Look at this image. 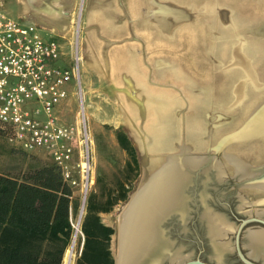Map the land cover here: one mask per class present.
Returning a JSON list of instances; mask_svg holds the SVG:
<instances>
[{
  "label": "rangeland",
  "instance_id": "rangeland-1",
  "mask_svg": "<svg viewBox=\"0 0 264 264\" xmlns=\"http://www.w3.org/2000/svg\"><path fill=\"white\" fill-rule=\"evenodd\" d=\"M3 1L10 16L20 19L22 16V8L18 5V1L20 2V0ZM167 1L169 0H159L163 4ZM87 3L88 0H70V5L66 9L70 20V34L68 37L55 36L63 45L64 54L61 58V65L73 71L72 80L67 87L69 92L68 97L59 105L56 115L58 116V120L66 125H80L81 119H84L91 141L92 182L86 198L83 197L80 188H74V199L79 204V209L72 213V223L75 231L73 240L77 231H79L75 246L74 264L82 247L80 225L84 215L82 210L84 208L85 211V204L89 194L92 192L100 193L104 188L115 187L118 180L128 182L134 175L131 173L129 177V174L125 172L128 157L116 140L115 130L118 128L122 129L131 139L136 148L140 166L139 174L132 182L133 187L128 199L119 203L113 211L101 215L103 222L112 226L115 230L111 243L113 255H115V244L113 242L115 243V236L117 234L116 222L118 214L128 202L133 192L139 187L147 165L150 173L154 172L158 165H153V163L163 156L161 152H151L153 151L152 148H150V152L149 149L145 150L143 148L144 143L147 145L154 143V141L151 132V125L153 124L151 113L148 111V106H146L143 96L137 92L136 84L134 86V83L140 80L139 76L136 73V77L131 78V81L134 82L132 83L133 87L130 86L128 78L127 81V79L114 75L115 65L110 62V58L115 52L117 54L112 57V62L117 55L121 58L125 56L118 53V50H122L124 47L132 48L136 58L142 59H140L141 64L149 72L147 78L149 86H154L152 82L157 81L160 83L171 80L168 79L169 77H163L160 80V78L154 76L156 72L154 69L155 65L154 62H151L150 58L160 62L163 65V70L169 67L174 69L179 67L186 70L190 77L193 78L194 88L189 91V94L184 89H161L165 90L166 93L169 92L168 94H176L175 96L181 100V119L192 115L190 105L192 104L193 95L194 98L207 95L213 105L222 107V109L217 110L214 107L207 114V118L213 128H218L217 131L220 134L217 137L219 136V140L223 144L221 148L216 150L218 142L213 141L208 145V152H191L193 157H204L207 160L209 159L210 162L215 161L218 163L224 172L222 180L219 181L216 169L214 170L210 165H205V167L211 168L210 174L205 176L202 174V170L197 175L195 174L194 177L197 179V182L192 185L190 192L192 193L197 188L199 190L202 189L201 183L206 182V179H208L206 182L208 206L213 212L222 217L223 220H229L233 224L231 225L232 228L226 230L224 236L222 235L221 238V243H226L228 246V252L225 251L223 253V257L220 258L221 261H218L220 259L215 260L213 258L212 249L204 238L206 237V229L197 220V215L203 211L199 209V213L196 207L200 196L195 197L192 194V197H190L191 205L189 208L192 209L190 214L191 219L187 220L185 230L183 227L178 228L174 224L167 225L165 228L172 234V238L176 239L179 236L178 233L180 236L184 235L185 240L178 238V246L183 250L182 254L187 258L195 259L197 256H200L208 264H243L234 249V238L236 229L240 224L239 220L247 217H257L264 220V137L261 134L256 136H244L242 134V131L249 128L251 125L248 124L254 120L253 116H251L253 110L264 103V37H257L250 33L249 29H242L241 23L233 21L235 10H232V14L231 9L228 7L231 11V23L241 28H239V34H241L243 41H245L243 43V53L247 63L249 62L247 65L253 76V79H251L247 77L241 68L235 67L233 61L221 58L224 48L223 41L229 37L230 32L229 30H224L226 28L221 27L222 29L213 31L214 35L218 34V39L223 44L219 46V54L213 52L205 58L201 56L202 54L198 50H195L194 53L192 52L191 56L186 54L190 46L189 35L194 32L198 34L199 24L204 19L203 13L192 12V10L184 5L192 14L191 18L179 23L170 32H167L162 30L152 19L151 11L153 7L150 3V10L142 14L141 19L144 25H147L146 27H151V30H139L135 28L138 24L135 15L121 13L118 15L121 18V25L123 26L120 29V33L113 37L107 36L108 32L105 30L106 28H103L104 24L100 25L91 21L92 14L94 13L89 12ZM248 8L250 9V6ZM109 24L112 26V22ZM245 24L249 25L251 22L248 21ZM42 27L44 28V26ZM41 28L40 32L44 38L52 37L48 31ZM224 31H227V33ZM54 33L58 34L57 32H53L52 34ZM255 41L257 43L259 41V43L257 44ZM253 42H255V45L252 44L253 46H251ZM248 47H254L256 52L250 54L247 51ZM155 50L156 52L153 53ZM128 54H131L130 51H128ZM150 54L154 55L151 56ZM78 58H80L79 61ZM136 62L138 64V61ZM236 73H239V76H236V81L243 86L242 95L238 98L232 90H230V93L220 94V91L216 89L217 85L220 84L219 81L223 77L228 76V74L236 75ZM122 96L128 97L130 103L134 102L143 105L142 114L135 116L129 110L126 113L122 108L118 109L115 104L118 103V100ZM97 110L105 112L114 122H104L98 119L95 115V111ZM37 152V149L22 150L17 148L7 141L4 134H0V173L23 172L32 166L51 162V160L35 156L34 154ZM156 154L157 156L154 158ZM239 166L243 167L248 173L246 175L240 174L238 171ZM261 168L263 170L259 172L258 170ZM97 179H100V183L98 184ZM249 179L251 180L249 181ZM191 193L189 194L191 195ZM195 198L196 200L194 201ZM192 221H194L193 223L196 226L198 225L197 227L195 226V231L192 229ZM261 230H264V225L256 222L250 223L243 231L241 247L243 253L249 259L262 264L264 263L262 257L252 254L248 239L249 232ZM192 239L195 243H191Z\"/></svg>",
  "mask_w": 264,
  "mask_h": 264
},
{
  "label": "bare ground",
  "instance_id": "bare-ground-1",
  "mask_svg": "<svg viewBox=\"0 0 264 264\" xmlns=\"http://www.w3.org/2000/svg\"><path fill=\"white\" fill-rule=\"evenodd\" d=\"M20 1L23 3V6H25L26 10L31 12L38 23L49 28L53 32H57L58 35L60 34L63 37L69 36L70 20L67 16L68 13L66 9L70 5V0ZM150 3L153 7L151 11L152 19L162 30L167 32H170L176 25L190 19L192 16L184 7L183 3L182 5L173 1H167L163 4L159 2V0H150ZM228 6H224V4L219 5L213 0L206 1L205 7H207V10L203 11L204 19H202L199 24L198 34L195 32L190 33V46L187 49V53H185L190 55L192 52L194 53L195 50H198L200 54H202L201 56L205 58L213 52L219 54V46L224 44L222 57H220L233 61L235 67L241 68L248 78L253 79L247 65L249 62L247 63L243 53V43H245V41H243V37L239 34L240 27H236L231 23V11L228 9ZM242 20L243 19L239 21L236 20V22L241 24L245 23V21L248 22L247 16L244 18V21ZM252 23L253 22L249 24L250 26H246L252 28V25H254ZM220 24L223 26H219ZM221 27L226 28L224 30L230 31L229 37H224L226 40L223 41V44L219 41L218 34H213V31ZM241 28L248 30V28L243 26H241ZM249 30L251 31L250 33L257 37H264V26ZM224 32L227 33V31ZM252 44L255 45L254 42L251 43V46H253ZM127 51H130L129 48H127ZM247 51L250 54L256 52L254 47H248ZM154 52H156V50L153 51V53ZM131 53L130 56H123L121 58L117 55L114 58L113 63L117 67V77L127 78V76H133L136 73L139 76L140 80L136 83V90L146 101V106H148V111L151 113L153 123L151 125V132L154 137H152L154 141V148H152V150L157 152L161 151L163 156L153 163V165H158L154 172L150 173L147 165L139 187L133 192L130 199L117 216V234L115 236V243L113 242V244H115L114 256L116 264H136V260L141 256L142 259L145 260L151 256L161 257V254H163L161 250H166L169 245V242L161 236V227L164 225L163 222L175 208H186L188 204L187 201H189L190 196H185L183 194V189H187L188 191L192 190L193 182L190 181L194 180L197 171L200 172L202 170V174L208 176L211 168H214L217 171L219 181L222 180L224 174L222 167L215 161H211V168H207V166L205 167L206 158H196L191 154V152H208V145L213 141L218 142L216 150H219L223 145L219 140V136L217 137V135L220 134L219 131H217L218 128H213L207 118V114L213 110L212 108L215 107L217 110L222 109V107L220 108V106L213 105L207 95L196 98H194L193 95L192 104L190 105L192 115L181 119V100L175 96L176 94L171 95L168 94V91V93H166L165 90L161 89H184L189 94V91L194 88L193 78L190 77L186 70L180 69L179 67L177 69L169 67L163 70V65L160 62L150 58L151 62H154L155 65L154 69L156 72L154 76H157L160 80L163 77H169L168 79L171 80L160 82L161 84L157 81L152 82L154 86H149L147 84L149 72L141 64V60H138L137 64L132 51ZM153 55L154 54L151 56ZM234 75L228 74V76L223 77V79L219 81L220 84L217 85L216 89L220 91V94L230 93V90H232L234 95L238 98L242 95L243 86L236 81V76L238 77L239 73ZM115 105L118 109L122 108L126 113H128L127 110H129V112L135 116H140L144 109L141 104H136L134 102L130 103L126 96H122ZM95 115L104 122L113 121L105 112H101V110L95 111ZM251 116H253L254 120L248 124L251 125L249 128L242 131V134L244 136H256L261 134L264 137V103L261 104L260 107L254 109ZM82 121L81 119V122ZM143 148L147 150V145L145 143L143 144ZM238 171L242 175L248 173L241 166L238 167ZM207 180L208 179H206V182ZM204 183L205 181L201 184L203 185ZM201 191L203 192V188ZM202 192L201 197L206 206L202 217L208 222L210 236L216 237L222 232L224 236V231L230 229L232 226L229 225L228 221L223 220L222 217L213 212L207 205L208 198L206 193ZM83 212L84 208L82 210V213ZM78 233L79 231H77L71 247L67 250L64 264H74ZM248 239L252 254L257 252V249L259 251V249L264 248V230L249 232ZM222 245H219L218 251L221 253L218 254L217 258L223 256V253L227 251L228 246L226 243H222ZM171 260H175L173 264H179L182 258L181 256H174Z\"/></svg>",
  "mask_w": 264,
  "mask_h": 264
},
{
  "label": "trees",
  "instance_id": "trees-1",
  "mask_svg": "<svg viewBox=\"0 0 264 264\" xmlns=\"http://www.w3.org/2000/svg\"><path fill=\"white\" fill-rule=\"evenodd\" d=\"M0 134L6 136L1 126ZM115 136L128 157L125 172L134 175L87 197L80 225L82 247L75 264H115L111 247L115 230L101 215L128 199L140 166L128 135L118 128ZM78 209L74 188L52 162L0 173V264H64L75 232L72 213Z\"/></svg>",
  "mask_w": 264,
  "mask_h": 264
},
{
  "label": "built area",
  "instance_id": "built-area-1",
  "mask_svg": "<svg viewBox=\"0 0 264 264\" xmlns=\"http://www.w3.org/2000/svg\"><path fill=\"white\" fill-rule=\"evenodd\" d=\"M63 54L55 36L44 38L36 24L13 18L0 0V126L11 145L45 150L86 198L92 182L86 122L66 125L56 115L73 76L60 64Z\"/></svg>",
  "mask_w": 264,
  "mask_h": 264
},
{
  "label": "crops",
  "instance_id": "crops-1",
  "mask_svg": "<svg viewBox=\"0 0 264 264\" xmlns=\"http://www.w3.org/2000/svg\"><path fill=\"white\" fill-rule=\"evenodd\" d=\"M169 1H173L176 3H180V4L183 3L190 10H192V12L203 13V11L207 10V7H205L206 1H211V0H189V1L188 0H169ZM213 1L219 5H221V4L222 5L224 4V6L229 5L228 7L231 9V11L235 10L236 16L234 15V19L232 18L234 22L236 20L239 21L241 19H243L242 21H244V18H246L245 15H247V20L249 22H253L252 24H254V25H252V28H248V26H245L246 25L245 23H248V22L242 23V26H245L248 29H254V28H258L260 26H264V0H219V1L213 0ZM20 3H22V2L20 1L18 3V5ZM87 4H88L89 12L94 13V14H92L93 16L91 17V19H92L91 21H93V23L96 22L97 24H100V25L104 24L103 28H106L105 30L108 32L107 36L115 37V36H117V34L120 33V29L122 28L123 25H121V18L119 17L118 14H121V13L135 15V17L137 19L136 21L138 23L135 26V28H137L139 30H141V29H146V30L150 29L151 30V27H146L147 25H144V23L142 22L143 20L141 19L142 14L147 13L151 8L150 0H88ZM225 4H228V5H225ZM19 6H20V8H22V13H21L22 16L20 17L19 20H21L23 22H29V23L36 24L40 28L43 26V25L41 26V24L37 22V20L34 18V16L31 14L30 11L26 10L25 6H23V3L20 4ZM249 6H250V9L248 8ZM232 14H233V11H232ZM108 22L109 23L112 22V26ZM260 24H262V25H260ZM124 28H126V27H124ZM41 29L48 31V33L52 36H60V34L59 35L55 34V33L52 34L53 31H51L47 27L45 28V26H44V28L42 27ZM60 37H62V36H60ZM124 48H123V50L125 53L123 52V50H118V53L125 55V56H130V54L127 55V53H128L127 48H129V47H124ZM129 50H130V53L132 51L134 56H135L134 50L132 48H129ZM116 54H117V52H115V54H113L111 56V58H110L111 63H113L112 57ZM140 59L141 58H136V56H135L136 61H138ZM60 64H61V61H60ZM116 71H117V67L115 66V71H114L115 74L114 75L117 77ZM133 77H136V76L135 75L127 76V78L129 79L130 86H133L132 83H134V82L131 81V78H133ZM127 78H123V79H127ZM128 79H127V81H128ZM135 84L136 83H134V86H135ZM131 89H132V87H131ZM34 155L38 156L40 158H43V159L50 160V158L48 157V154L45 150H38V152L35 153Z\"/></svg>",
  "mask_w": 264,
  "mask_h": 264
},
{
  "label": "water",
  "instance_id": "water-1",
  "mask_svg": "<svg viewBox=\"0 0 264 264\" xmlns=\"http://www.w3.org/2000/svg\"><path fill=\"white\" fill-rule=\"evenodd\" d=\"M147 146H148L147 149H149V152H150V148H154V143L147 144ZM151 152L159 153L161 151H159V152L151 151ZM156 156H157V154L154 155V158H156ZM205 165L209 166V165H211V162H209V160H206ZM207 168H209V167H207ZM262 170L263 169L261 168L258 171L261 172ZM192 172L195 173L194 171H192ZM255 172H257V171H255ZM198 173H199V171L196 172V174H198ZM250 180L251 179H249V181ZM190 182H193V184H194L196 182V179L194 178V180H191ZM202 186H203V192L206 193V186H207L206 182ZM189 193H191V192L188 191L187 189H183V194L185 196L192 197V194L190 195ZM190 197H189V201H187L188 204H187L186 208H184V209H181V208H178V207L175 208L169 214L170 216L168 215L167 219L163 222L164 225H163V227H161L162 230H163V231L161 230V232H162L161 236L164 237V239L169 242V245H168V248L166 250H164V251L161 250L163 252V254H161V257H153V256H151V257H149V258H147L145 260V259H142V256H141L140 258H138L136 260V264H173L175 262V260L173 261V260H171V258L174 257V256H176V257H180L181 256L182 260H181V262L179 264H208L207 262L203 261L200 258V256L197 257L196 259H191V258H187L186 256H184L182 254L183 250L181 248H179V246H178V238L182 239V240H185L184 235L180 236V234L178 233L179 236L176 239L172 238L173 237L172 234L167 230V228H165V226L167 227V225L174 224V225H177L178 228H182L183 227L184 230L186 229L187 220L191 219L190 214L192 212V209L189 208L190 205H191V202H190L191 198ZM195 200H196V198L194 199V201ZM198 201H200V203L198 205H196V207H197L198 210L200 209V210H203V211H202L201 214L197 215L198 216L197 220L206 229V240L208 241V244L210 245V247L212 249L213 255H215V254L218 255V254L221 253L220 251H218V249H219V245L220 246L222 245V243H221L222 233L220 235L216 236V237L210 236L209 228H208V222H207L206 219H204L202 217L203 212L205 210V204L202 202L203 200H198ZM200 210H199V213H200ZM239 221H240V224L238 225V227L236 229V234H235V238H234L235 239L234 240V249L236 251V254H237L238 258L240 259V261L243 264H261V263H257L255 261H253L252 259H249L243 253V250H242V247H241V238H242L243 231L246 229V227L250 223L256 222V223H260V224L264 225V220L260 219V218H257V217H247V218L241 219ZM228 223H229V225H233L230 221ZM226 252H228V251H226ZM254 254L256 256L262 257V259L264 261V248L259 249V251L257 249V252H255ZM218 261H221V259L218 260ZM115 264H116V261H115ZM262 264H264V263H262Z\"/></svg>",
  "mask_w": 264,
  "mask_h": 264
},
{
  "label": "flooded vegetation",
  "instance_id": "flooded-vegetation-1",
  "mask_svg": "<svg viewBox=\"0 0 264 264\" xmlns=\"http://www.w3.org/2000/svg\"><path fill=\"white\" fill-rule=\"evenodd\" d=\"M197 191H198V192H197ZM201 192H202L201 189L199 190V189L197 188V190L194 189V190L192 191L191 194H193V195L196 196V197H197V196H200V200H203L202 197H201ZM202 202H203V201H202ZM199 203H200V201H198V204H199ZM207 205H208V204H207ZM205 207H206V206H205ZM236 219H237V218H236ZM195 221H196V219H195ZM193 222H194V221H192V223H193ZM195 226H196L195 223H193V224H192V229H193L194 231H195ZM197 226H198V225H197ZM197 226H196V227H197ZM204 238L206 239V237H204ZM191 243H195V241L192 239V242H191ZM200 252H202V251L200 250ZM197 257H199V256H197ZM217 257H218V255H216V254L213 255V258H214L215 260H218V259L222 258L223 256H220L219 258H217ZM200 258H201V257H200ZM195 259H196V258H195Z\"/></svg>",
  "mask_w": 264,
  "mask_h": 264
}]
</instances>
